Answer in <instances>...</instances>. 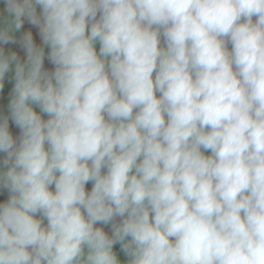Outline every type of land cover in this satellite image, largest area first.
I'll return each instance as SVG.
<instances>
[{
    "label": "clouds",
    "instance_id": "clouds-1",
    "mask_svg": "<svg viewBox=\"0 0 264 264\" xmlns=\"http://www.w3.org/2000/svg\"><path fill=\"white\" fill-rule=\"evenodd\" d=\"M4 2L0 264H264V0Z\"/></svg>",
    "mask_w": 264,
    "mask_h": 264
},
{
    "label": "crops",
    "instance_id": "crops-1",
    "mask_svg": "<svg viewBox=\"0 0 264 264\" xmlns=\"http://www.w3.org/2000/svg\"><path fill=\"white\" fill-rule=\"evenodd\" d=\"M0 1H2L4 3V0H0ZM37 12L38 13L40 12L39 6H37ZM253 19L255 20V17ZM24 22L26 23V26H27V30H25V33L26 32H31L32 33L34 43L37 46L44 47L45 56L47 57L48 48H47V46L43 45V43H42V40H41V38L39 36V29L37 27L29 24L27 22V20H25ZM230 48H231V45H229V50H230ZM21 49H23V48L21 47ZM96 49H97V52H98L99 51V43L98 42L96 44ZM20 59H21V61L26 59L25 51H24V54L22 56H20ZM44 69L47 70V71H52L54 69V66L47 60V58H45ZM13 75H14L13 71H10L9 73L6 74V78H5L6 82L5 83H7L9 85H7L2 92H0L2 94V97L0 98V103H3L4 105H7L8 101L11 98V87L14 84V80L12 79ZM157 96H159V93H157ZM32 107L38 114L42 115L43 119H47L48 118L46 114L40 113V110H39V108L37 106L33 105ZM205 155H208V152H205ZM3 158H4V156L2 157V159ZM91 186H92L91 182L86 184V186H85L86 187V191H90L91 190ZM50 190L54 191V187L52 189H50ZM7 195H8L7 192L3 191L2 194H0V202H5L6 199H7ZM37 218H39V216H37ZM44 223L45 224L47 223L46 220L44 221ZM97 226L103 227L104 230L106 231V233L111 235V226L110 225H97ZM114 251L117 252V255H118V258L121 261V264H126V261H127L128 258L122 252H120L118 244L114 246Z\"/></svg>",
    "mask_w": 264,
    "mask_h": 264
},
{
    "label": "flooded vegetation",
    "instance_id": "flooded-vegetation-1",
    "mask_svg": "<svg viewBox=\"0 0 264 264\" xmlns=\"http://www.w3.org/2000/svg\"><path fill=\"white\" fill-rule=\"evenodd\" d=\"M5 7H6L5 2L3 3L2 1H0V27L4 26V21L8 16L7 12L5 11ZM25 30H27V26H26V23L24 22L22 28L19 31H15L12 33L16 43H9L7 45H3L2 47L5 49L6 53L15 52V53H17V55L19 57L24 54V50L21 49L20 40H21L22 36L24 35ZM7 85H9V84L5 83V87ZM0 92H2V91H0ZM1 97H2V94L0 93V98ZM0 116H9V130H10L11 134L13 135V138L17 139L20 135V130L11 121L8 107H7V105H4L3 103H0ZM1 154H3V153H0V155ZM3 156H5V154H3Z\"/></svg>",
    "mask_w": 264,
    "mask_h": 264
},
{
    "label": "rangeland",
    "instance_id": "rangeland-1",
    "mask_svg": "<svg viewBox=\"0 0 264 264\" xmlns=\"http://www.w3.org/2000/svg\"><path fill=\"white\" fill-rule=\"evenodd\" d=\"M2 157H3V154L0 155V160L2 159Z\"/></svg>",
    "mask_w": 264,
    "mask_h": 264
},
{
    "label": "trees",
    "instance_id": "trees-1",
    "mask_svg": "<svg viewBox=\"0 0 264 264\" xmlns=\"http://www.w3.org/2000/svg\"><path fill=\"white\" fill-rule=\"evenodd\" d=\"M211 153L210 152H208V155H210Z\"/></svg>",
    "mask_w": 264,
    "mask_h": 264
}]
</instances>
